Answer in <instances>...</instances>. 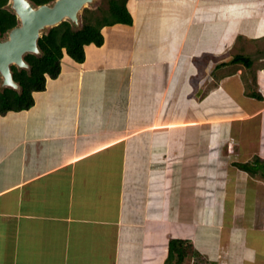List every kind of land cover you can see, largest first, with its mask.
<instances>
[{
	"label": "crops",
	"instance_id": "0c3cea01",
	"mask_svg": "<svg viewBox=\"0 0 264 264\" xmlns=\"http://www.w3.org/2000/svg\"><path fill=\"white\" fill-rule=\"evenodd\" d=\"M127 8L0 113V264H264V0Z\"/></svg>",
	"mask_w": 264,
	"mask_h": 264
},
{
	"label": "trees",
	"instance_id": "16d2710c",
	"mask_svg": "<svg viewBox=\"0 0 264 264\" xmlns=\"http://www.w3.org/2000/svg\"><path fill=\"white\" fill-rule=\"evenodd\" d=\"M34 7L53 3L55 0H28ZM105 7L96 10L83 9L81 26L75 27L69 21L48 29L37 41L39 55L24 56L29 69H18L11 66L12 77L18 84L19 90L1 87L0 78V113L21 112L29 110L33 104V93L45 90L46 78L55 79L61 71L60 62L64 55L69 56L76 63L85 60V47L91 44L101 47L104 37L101 33L104 27L117 24L131 26L133 17L127 8L128 0H105ZM9 0H0V39L8 31L18 25L15 14L8 8ZM233 62L250 66L244 57H235ZM260 99L258 93L250 94ZM258 159L253 162L238 164L237 166L250 174L260 169ZM194 264H207L205 259L186 240L172 239L168 243L167 257L164 264H185L186 260Z\"/></svg>",
	"mask_w": 264,
	"mask_h": 264
},
{
	"label": "water",
	"instance_id": "95a60500",
	"mask_svg": "<svg viewBox=\"0 0 264 264\" xmlns=\"http://www.w3.org/2000/svg\"><path fill=\"white\" fill-rule=\"evenodd\" d=\"M93 0H55L51 4L34 7L28 0H9V9L15 14L18 25L0 39V78L2 88L19 90L10 67L29 69L24 56L39 55L38 39L48 29L64 21L79 24V15Z\"/></svg>",
	"mask_w": 264,
	"mask_h": 264
},
{
	"label": "rangeland",
	"instance_id": "374dc122",
	"mask_svg": "<svg viewBox=\"0 0 264 264\" xmlns=\"http://www.w3.org/2000/svg\"><path fill=\"white\" fill-rule=\"evenodd\" d=\"M105 4H106L105 0H93L92 4L87 6V9L96 10L99 7H105ZM8 8H9V6H8ZM81 15H82V12L79 15V24L75 25V27L81 26ZM5 37H6V35H4V37L2 39H5Z\"/></svg>",
	"mask_w": 264,
	"mask_h": 264
},
{
	"label": "clouds",
	"instance_id": "9594fccd",
	"mask_svg": "<svg viewBox=\"0 0 264 264\" xmlns=\"http://www.w3.org/2000/svg\"><path fill=\"white\" fill-rule=\"evenodd\" d=\"M9 5V4H8Z\"/></svg>",
	"mask_w": 264,
	"mask_h": 264
}]
</instances>
